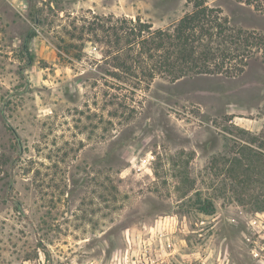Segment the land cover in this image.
I'll use <instances>...</instances> for the list:
<instances>
[{"label": "rangeland", "instance_id": "374dc122", "mask_svg": "<svg viewBox=\"0 0 264 264\" xmlns=\"http://www.w3.org/2000/svg\"><path fill=\"white\" fill-rule=\"evenodd\" d=\"M205 2L264 33V0ZM191 9L0 0V264H264V166L240 177L218 156L251 137L264 154L260 55L231 79L170 83L110 29Z\"/></svg>", "mask_w": 264, "mask_h": 264}, {"label": "trees", "instance_id": "16d2710c", "mask_svg": "<svg viewBox=\"0 0 264 264\" xmlns=\"http://www.w3.org/2000/svg\"><path fill=\"white\" fill-rule=\"evenodd\" d=\"M190 2L191 11L184 13L170 28L152 29L138 17L135 20L124 17L119 19L118 26L110 27L116 43L124 42L120 48L134 52L133 62L145 76L150 79L160 76L170 83L204 76L231 79L239 76L256 55L264 63V33L235 25L219 7L209 6L205 0ZM120 65L131 70L125 61ZM255 139L234 140L232 157L229 151L218 154L225 164L229 163L226 168L229 174L234 166L240 177L258 162L264 166L263 146L254 147ZM199 209L211 213L214 207L209 202Z\"/></svg>", "mask_w": 264, "mask_h": 264}]
</instances>
